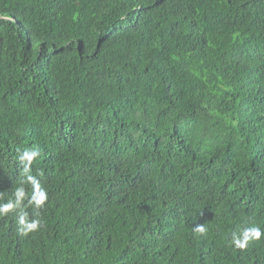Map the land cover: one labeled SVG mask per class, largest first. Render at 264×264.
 I'll use <instances>...</instances> for the list:
<instances>
[{
  "label": "trees",
  "instance_id": "16d2710c",
  "mask_svg": "<svg viewBox=\"0 0 264 264\" xmlns=\"http://www.w3.org/2000/svg\"><path fill=\"white\" fill-rule=\"evenodd\" d=\"M19 187L41 227L0 215V264H264L231 244L264 231V0H0V203Z\"/></svg>",
  "mask_w": 264,
  "mask_h": 264
},
{
  "label": "clouds",
  "instance_id": "9594fccd",
  "mask_svg": "<svg viewBox=\"0 0 264 264\" xmlns=\"http://www.w3.org/2000/svg\"><path fill=\"white\" fill-rule=\"evenodd\" d=\"M40 156V151L38 148H32L25 150L19 156V161L23 166V173L26 176L27 183L32 185L33 194L31 199L28 201L30 205H34L36 209H40L45 205L48 195L46 190L41 187L40 182L36 177L30 174L31 165L34 160ZM15 199L9 200L7 203H0V215L7 214L9 212L20 210L18 224V231L21 235L27 236L30 232H35L41 227V221L39 219H33L29 221L27 213L22 207L23 201L26 198L25 189L19 187L15 189L14 192ZM194 231L200 234L205 233L206 229L203 225H197L194 227ZM264 236V231L258 226H253L251 228L244 229L239 235L236 233L232 234L231 244L236 249H245L252 240H260Z\"/></svg>",
  "mask_w": 264,
  "mask_h": 264
}]
</instances>
